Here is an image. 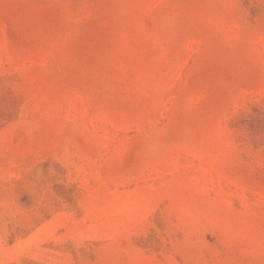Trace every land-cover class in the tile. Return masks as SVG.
<instances>
[{
    "label": "rangeland",
    "instance_id": "obj_1",
    "mask_svg": "<svg viewBox=\"0 0 264 264\" xmlns=\"http://www.w3.org/2000/svg\"><path fill=\"white\" fill-rule=\"evenodd\" d=\"M0 264H264V0H0Z\"/></svg>",
    "mask_w": 264,
    "mask_h": 264
}]
</instances>
